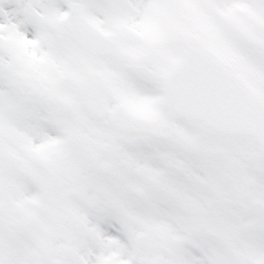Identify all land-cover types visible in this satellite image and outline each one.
I'll return each instance as SVG.
<instances>
[{
	"label": "snow or ice",
	"instance_id": "snow-or-ice-1",
	"mask_svg": "<svg viewBox=\"0 0 264 264\" xmlns=\"http://www.w3.org/2000/svg\"><path fill=\"white\" fill-rule=\"evenodd\" d=\"M0 264H264V0H0Z\"/></svg>",
	"mask_w": 264,
	"mask_h": 264
}]
</instances>
